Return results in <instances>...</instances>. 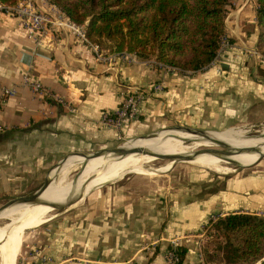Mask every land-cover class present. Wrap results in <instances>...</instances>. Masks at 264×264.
<instances>
[{
	"label": "crops",
	"instance_id": "0c3cea01",
	"mask_svg": "<svg viewBox=\"0 0 264 264\" xmlns=\"http://www.w3.org/2000/svg\"><path fill=\"white\" fill-rule=\"evenodd\" d=\"M249 6L237 7L233 1L235 9L226 21L229 46L219 60L197 72L167 70L148 60L132 62L120 53L109 52L111 59L102 60L93 42L54 28L39 46L18 17L0 12V124L5 127L0 133V187H18L41 171L54 173L67 155L112 149L123 139H146L178 125L219 129L264 122V74L250 65L239 45L247 41L257 47V20ZM27 73L42 83L44 92L23 84ZM160 82L164 90L141 103L138 116L122 129L101 122L102 114L115 111L135 87ZM6 87L16 92L3 100ZM221 187L209 193L189 189L170 198L107 189L102 201L93 198L94 206L74 212L72 220L52 223L43 243L23 253V261L163 264L171 242L189 233L197 236L213 212L261 210L264 215V170L234 177ZM195 238L180 244L187 249L182 264H200Z\"/></svg>",
	"mask_w": 264,
	"mask_h": 264
},
{
	"label": "trees",
	"instance_id": "16d2710c",
	"mask_svg": "<svg viewBox=\"0 0 264 264\" xmlns=\"http://www.w3.org/2000/svg\"><path fill=\"white\" fill-rule=\"evenodd\" d=\"M18 0H0L15 4ZM111 53L140 57L197 72L217 57L233 0H48ZM257 50L264 56V0H256ZM226 262L264 264V216L229 213L211 222ZM182 264L186 247L176 251Z\"/></svg>",
	"mask_w": 264,
	"mask_h": 264
},
{
	"label": "rangeland",
	"instance_id": "374dc122",
	"mask_svg": "<svg viewBox=\"0 0 264 264\" xmlns=\"http://www.w3.org/2000/svg\"><path fill=\"white\" fill-rule=\"evenodd\" d=\"M233 1H234V6H237V7L238 6L240 7L244 3L250 4L249 7L255 11L254 13L256 15V7H257L256 0H233ZM233 9H235L233 8V6L229 7L226 21L229 16V13H231ZM222 39L225 45L222 47V42H221L218 55L213 62H216L217 60H219V58L221 57V54L225 52L226 48L229 46V42L225 34L222 37ZM241 43L242 44H239V45L242 46L248 53L246 57L247 61H249L250 65H253V67H255L259 73L264 74V56L257 50V47L253 48V45L249 44L247 41H244ZM221 47H222V51H220ZM102 48L105 49L106 47L102 46ZM138 59L148 60L150 61L151 64H154L155 66H157V63H158L156 59L154 58L140 57L138 55ZM165 66H168V65H165ZM187 127L196 132H199L201 130V131H207V132L212 131V132H221V133H224L222 131H226L229 129H241L249 137H252V136L258 137L257 140L252 142L253 145L262 146V144L264 143V136L260 135V134H263L264 132V122L254 123V124H251L248 122H239L233 126L221 127L219 129L200 128L194 125H178L171 129H183ZM164 131L165 130H161V132L159 131V134L157 133L158 136ZM157 134L155 133L154 136H156ZM144 138H146V136ZM207 139L213 140V137H210ZM127 140L130 141L129 139H123L119 143V145L126 143ZM196 141L197 140L195 139L194 140L190 139V140H186L185 143L186 145H191L192 147V145ZM209 148L220 149V150L231 149V147H227V146H223V145H219L215 143L212 146L195 147L193 149L194 151L192 152L195 153L194 155H196V153L198 154L201 153L203 155H210L213 152H207L205 150ZM101 151H104V150H101ZM95 152H92V153H95ZM69 156L70 155H67L65 159H67ZM192 157L193 156L191 155L190 158ZM82 159L83 158H75L74 160L77 163L72 164L69 168L64 169L62 171L60 170L54 173L52 172V170L41 171L38 177L28 178L24 180L23 184L18 187H14V188L13 187L7 188L6 186L0 187V208L5 203H7L13 198L23 196V195H31L35 193L38 189H40L44 185L47 179H50V182L54 181L58 183L60 186H64L69 182L75 181L77 177L79 176L81 169L83 167H88L90 164V163L88 164L87 162H85L86 164H83V162H80L82 161ZM188 160H191V159H188ZM188 160H181V161L175 162L173 160L163 159L159 157L158 159L152 162L146 163V165L152 168H159L170 162H173V164L169 165L163 170H159L155 172L151 170H144L141 172L127 173L126 175L120 177L119 179L105 183L104 185L100 187H96L94 190L84 195L82 198L80 197V195H83V193L80 194L75 200L70 201V202H74L71 205H64L63 207L53 208V211L50 213V216H49L50 218H52L51 220L45 222V224L43 223L38 226L31 227L25 231L20 241L19 251H18V255L16 259L17 263L15 262V264H22L23 262L22 255H24L25 253L29 251L34 252L36 249L39 248L38 245L43 243L46 235L50 233V225L52 223H56V221L62 220L63 218H66V217H69L70 220H72L71 217L76 212L80 210H85L89 207L94 206L93 202L90 201L93 198L95 199L97 196H99L100 201H102L104 198H101V195L108 193L107 189H110V190L112 189L111 192H116V193H122V192H126L127 194L128 192L137 193L141 197H147L149 192L151 193L153 192L156 195H161V194L168 195V197L170 198L171 197L170 195L175 196V194L178 195L179 192H184L189 189H192L193 191H195L194 189H196V191L197 189H202L203 192H208V193L213 192V191L215 192L216 190L223 188L221 187L223 185V182L225 184L227 183V181H230L234 177L243 178V177H247L248 175L252 174L253 171L255 170L256 171L264 170V157L261 160H257V161L252 160V161L243 163L244 165L243 164L240 165V164H237L235 162L228 160V162H223V166L226 169L222 171H216L205 165L194 163ZM252 162H255V163L253 165H250ZM61 165H62V162L55 165V167H58L59 169ZM120 188H122L121 191H120ZM193 195H195V193ZM167 200H168V204H171V205L173 204L172 201L170 202L169 199ZM164 207H167L166 203H164L163 208ZM15 212L16 211H14L13 209H9V211L6 212L5 214H9L8 216L12 217ZM224 212L223 211H219L218 213L213 212L208 218V220L204 222L203 225L200 227L199 232L196 233L197 236H194V234L191 235L189 233L181 237H176L173 240L175 241V243L171 242L172 243L171 246L175 247L177 251V249L181 246L180 244L183 243V241L185 240L188 241L189 239H193V237H197L195 239H198V244L197 243L196 244L198 246L197 251L200 254V260H201L200 264H246V263H240L238 261L226 262L223 257V254H222L223 252L220 248V245L225 240V238L223 236L218 235L216 231L212 230L213 228H212L211 222L212 220L216 219L217 216L220 214H222L223 216L227 215V214H224ZM255 212H257V214L260 216H264L263 213H261V210L259 211L256 210ZM2 219H5V218H0V220ZM5 222L7 221H0V226H2ZM0 264H2L1 253H0ZM256 264H260V263L258 262Z\"/></svg>",
	"mask_w": 264,
	"mask_h": 264
},
{
	"label": "bare ground",
	"instance_id": "6f19581e",
	"mask_svg": "<svg viewBox=\"0 0 264 264\" xmlns=\"http://www.w3.org/2000/svg\"><path fill=\"white\" fill-rule=\"evenodd\" d=\"M158 134L146 139L132 140L124 143L126 149L142 147L148 153L145 151L128 152L125 155L119 156L115 153L106 152L97 157L87 156L88 158L77 154L72 155L74 156L73 158H69V156V159L67 158L64 161L65 164L62 163L59 169L58 167L55 168V172L62 171L75 158H83L80 162L90 164L88 167L81 169L75 181L69 182L64 186H60L58 183L52 181L41 195V200L50 204H65L75 200L80 194L83 193V195H86L96 187L119 179L127 173L141 172L144 170L155 172L163 170L173 164V162H170L159 168L148 167L146 163L158 159L159 157L157 155L165 157L192 155L194 157L188 161L205 165L216 171L226 169L223 166V162H228V160L241 165L252 160H261L264 157V143L262 146L253 145L252 142L257 140L258 137H249L241 129H230L223 134L210 131L209 137H213V140L207 139V137H201L199 134L178 129H169L165 130L159 136ZM260 135L264 136V132ZM185 139H195L197 141L191 147V145H186ZM217 141L228 144L231 147V154L215 151L210 155H203L201 153L194 155L195 153L192 152L195 147L212 146ZM9 209L16 211L12 217H9V214H5ZM52 211V205L18 202H14L9 207L0 211V218H5L0 221H7L0 226V253L2 256V264H15L20 241L25 231L51 220L52 218L49 216Z\"/></svg>",
	"mask_w": 264,
	"mask_h": 264
},
{
	"label": "built area",
	"instance_id": "2783aa9c",
	"mask_svg": "<svg viewBox=\"0 0 264 264\" xmlns=\"http://www.w3.org/2000/svg\"><path fill=\"white\" fill-rule=\"evenodd\" d=\"M0 12L11 16L18 17L26 30V34L31 38L36 45H41V42L49 29L54 28L57 32L71 31L76 33L81 38L90 41L86 36V28L84 24L74 22L67 16L59 7L51 4L48 0H18L15 4H6L0 2ZM222 47L225 45L222 39ZM95 52L99 59H111V54L107 49L102 48L97 43H92ZM221 46V45H220ZM222 47L221 50L222 51ZM127 55L126 58L132 62L138 61V55L135 53H120ZM158 67L167 70H180L174 67L165 66L157 63ZM23 84L30 86L36 92H44L45 88L41 82L33 79L31 73L25 74ZM164 90L163 82L154 83L149 86L135 87L125 95L119 107L113 111H106L102 114L101 122L116 129H122L124 124L135 119L139 114V106L144 101L148 100L153 93H159ZM16 89L14 87H6L2 91L3 100L14 95ZM5 127L0 124V133L4 132ZM222 214L218 215L216 221ZM175 243V241H173ZM49 260V258H47ZM180 256L173 247L167 255V259L163 264H178ZM22 264H32L23 261Z\"/></svg>",
	"mask_w": 264,
	"mask_h": 264
},
{
	"label": "water",
	"instance_id": "95a60500",
	"mask_svg": "<svg viewBox=\"0 0 264 264\" xmlns=\"http://www.w3.org/2000/svg\"><path fill=\"white\" fill-rule=\"evenodd\" d=\"M178 130H183L185 132H189V133H194V134H199L200 136L202 137H207V138H210L209 137V132L207 131H199V132H196L190 128H183V129H178ZM159 133V132H157ZM156 133V134H157ZM155 134H152V135H148L146 137H150V136H154ZM129 140H133V139H129ZM186 140H189V139H185ZM128 141V140H127ZM217 144L219 145H223V146H227V147H230L228 144L222 142V141H217ZM207 152H214V151H218V152H224V153H227V154H231V151L230 149H227V150H220V149H213V148H209V149H205ZM139 151H145L148 153V151H146L145 149H142V147H134L133 149H126L124 147V144H121L115 148H112V149H107V150H104V151H97L95 153H90V154H80L81 156H83L84 158H86L87 156L88 157H97V156H101L103 155L104 153L106 152H110V153H115L119 156L121 155H125L126 153L128 152H139ZM198 154V153H197ZM158 157L160 158H163V159H169V160H174L175 162L176 161H181V160H188V159H191L189 155H175V156H162V155H157ZM87 157V158H88ZM194 157V156H193ZM66 160V159H65ZM61 161L62 163H64V161ZM60 162V163H61ZM51 184L50 182V179H47L46 182L44 183V185L38 189L35 193L31 194V195H23V196H19V197H16V198H13L11 199L10 201H8L7 203H5L1 208H0V211L9 207L10 205H12L14 202H18V203H29V204H45V205H52L53 208H59V207H63L64 205H71L72 203L74 202H69V204H50V203H47L45 201H42L41 200V195L43 194V192L48 188V186ZM84 195H80V197L82 198Z\"/></svg>",
	"mask_w": 264,
	"mask_h": 264
}]
</instances>
